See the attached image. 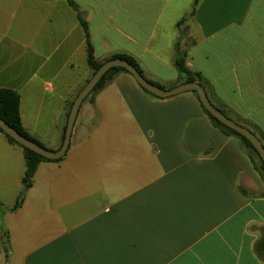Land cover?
Here are the masks:
<instances>
[{"label": "crops", "instance_id": "0c3cea01", "mask_svg": "<svg viewBox=\"0 0 264 264\" xmlns=\"http://www.w3.org/2000/svg\"><path fill=\"white\" fill-rule=\"evenodd\" d=\"M28 1L0 0V22L19 20V10L39 22L47 10L42 21L52 26L42 34L35 27L31 47H22L58 40L51 55L69 80L48 86V112L34 100L26 120L21 94L20 112L33 138L59 150L69 105L93 70L68 0ZM73 1L98 60L128 54L148 80L172 88L187 82L175 65L181 52L211 102L264 144V0ZM13 35L0 31L24 36ZM25 170L23 148L0 131V264H264L255 249L264 181L241 141L215 127L191 91L157 98L120 72L83 101L66 155L39 163L11 211Z\"/></svg>", "mask_w": 264, "mask_h": 264}, {"label": "rangeland", "instance_id": "374dc122", "mask_svg": "<svg viewBox=\"0 0 264 264\" xmlns=\"http://www.w3.org/2000/svg\"><path fill=\"white\" fill-rule=\"evenodd\" d=\"M28 2V0H23L22 6L26 8ZM40 3L44 6L50 2L44 1ZM8 7L7 10L10 16L14 14L15 17L14 5L8 4ZM22 13V10H19V20L15 18L12 21L0 22V31L3 34L9 33V36H12L13 33L18 35L21 33L24 35L16 38H0V84L9 85V87L19 91L22 98L27 101L29 112L25 115V118L30 121L33 101L35 100L40 105L41 110L48 112L50 104L48 105L47 98H51L48 86L67 84L69 76L65 71L55 69L59 55L53 56L51 54L58 40H52L54 45L53 43L51 45H47V43L45 45H37L33 51L22 47V44L31 47L32 44L30 45L29 43H31L32 39L27 36L31 34L32 30L34 32L40 30L42 34L52 26L51 23L42 21L46 18L47 10L41 8L40 13H38L39 22H35L30 15H27L28 20H26L25 16L21 15ZM59 26H62V24L59 23ZM35 27H37V30ZM165 88L168 89L170 86H165ZM42 102L44 106H42Z\"/></svg>", "mask_w": 264, "mask_h": 264}, {"label": "trees", "instance_id": "16d2710c", "mask_svg": "<svg viewBox=\"0 0 264 264\" xmlns=\"http://www.w3.org/2000/svg\"><path fill=\"white\" fill-rule=\"evenodd\" d=\"M68 2L77 11V16H78L79 22H80V24L84 30V34L86 37V44H87V57H86L87 65L89 68H91L93 70V74L100 68V66L105 61L112 59V58L121 57V58H125L131 64H133L135 67H137L138 70L144 75L143 70L141 69L138 61L134 57H132L128 54H116V55H113L110 58H107L105 60H102V61L98 60L95 56L94 47H93L91 39H90L88 22L85 20L82 12L79 10L78 5L73 0H68ZM197 2H198V0L195 1V5L197 4ZM175 65H176L179 73L184 76V78L187 82H189V81L202 82L201 75L197 72H193L190 70V68L186 64L185 56L181 52L178 54V57L175 61ZM120 72H126V73L132 75L128 70H126L123 67L111 68L108 72H106L104 74L102 79L95 86V88L92 90V92L87 96V98L90 97L91 95H95L100 90H102ZM154 84H156V83H154ZM156 85H158V84H156ZM139 86L148 94H150L154 97H157V98H163V97H159V96L152 94L151 92L147 91L140 84H139ZM158 86L165 88L164 86H161V85H158ZM191 92H193L196 95V97L199 100L203 110L205 111L209 120L212 122V124L215 127L219 128L221 131H223L227 135L233 136V137H235L241 141V143L243 144V146L247 150V153H248L249 157L251 158L255 168L257 169V171L259 172V174L261 175V177L264 181V162H263L258 150L254 147V145L251 143V141L247 137L242 135L241 133L237 132L236 130H234L230 127H228L227 125L222 123L220 120H218L215 116H213L205 108V106L202 104L197 93L195 91H191ZM73 102L74 101H72L69 105V112L71 110ZM20 105H21V96L17 90H15L13 88H8V87H0V117L3 118L5 121H7L11 126L16 128L21 134H23L24 136H26V137L34 140L35 142L39 143L26 130V128L22 122V118H21ZM65 130H66V128H65ZM0 131L3 133V135L6 137V139L10 143L19 145L20 147L23 148V150L25 152L26 170H25V174L22 178L23 190L19 194L14 206L12 208H10L11 211H16L23 204V201H24L25 196H26V192L28 191V189L33 184V178H34V175L37 171L39 163L42 161H52V159H48V158L30 150L29 148L23 146L22 144L17 142L15 139H13L9 134H7L1 127H0ZM64 137H65V134H64ZM64 137H63V139H64ZM60 159L61 158L56 159V161H58ZM2 246H3V249L5 251L6 258H7L9 250H10V236H9L8 232H6V231L4 232V236L2 238ZM255 249H256L258 256L264 260V227L262 228V235L259 238V240L257 241Z\"/></svg>", "mask_w": 264, "mask_h": 264}, {"label": "water", "instance_id": "95a60500", "mask_svg": "<svg viewBox=\"0 0 264 264\" xmlns=\"http://www.w3.org/2000/svg\"><path fill=\"white\" fill-rule=\"evenodd\" d=\"M113 67H123L126 70H128L132 76L135 78V80L144 87L147 91L151 92L152 94H155L159 97H171L175 95H179L184 92L188 91H195L202 102V104L205 106V108L218 120H220L222 123L227 125L228 127L236 130L237 132L241 133L245 137H247L251 143L254 145V147L258 150L263 162H264V144L261 141V139L249 128L237 123L230 117H228L224 112H222L219 108H217L210 100L207 91L205 87L197 81H189L184 82L179 85H176L172 88H163L160 87L150 80H148L139 70L137 67H135L133 64H131L128 60L125 58H112L107 61H105L100 68L93 74L91 79L87 82V84L81 89V91L78 93L77 97L75 98L73 105L71 107L65 137L63 144L59 150H49L42 146L41 144L35 142L34 140L24 136L21 134L16 128L11 126L7 121H5L3 118L0 117V127L9 134L13 139H15L17 142L22 144L23 146L29 148L30 150L52 160H56L59 158H62L66 155L70 143H71V137L74 129V124L80 109L81 104L83 101L87 98V96L92 92V90L95 88V86L99 83V81L102 79L104 74L108 72Z\"/></svg>", "mask_w": 264, "mask_h": 264}]
</instances>
